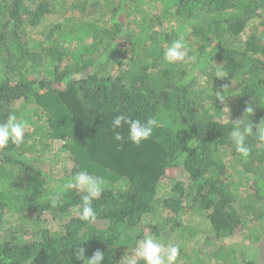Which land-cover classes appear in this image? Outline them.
I'll use <instances>...</instances> for the list:
<instances>
[{
	"label": "trees",
	"instance_id": "trees-1",
	"mask_svg": "<svg viewBox=\"0 0 264 264\" xmlns=\"http://www.w3.org/2000/svg\"><path fill=\"white\" fill-rule=\"evenodd\" d=\"M181 35L191 59L169 64ZM248 107L264 120V0H0V122L28 125L0 149V264H84L79 248L124 264L145 233L194 237L196 215L215 248L184 264H264V143L247 137L245 159L229 135ZM121 114L160 126L137 146L123 125L117 141ZM56 141L71 162L57 175ZM82 169L105 181L104 227L79 218L75 189L50 203ZM244 233L241 250L229 240Z\"/></svg>",
	"mask_w": 264,
	"mask_h": 264
},
{
	"label": "clouds",
	"instance_id": "clouds-1",
	"mask_svg": "<svg viewBox=\"0 0 264 264\" xmlns=\"http://www.w3.org/2000/svg\"><path fill=\"white\" fill-rule=\"evenodd\" d=\"M189 51L185 37L181 35L164 50L163 58L169 64H176L191 59ZM215 76L225 77L220 71H217ZM184 83H187V80ZM218 97L221 101L225 99L222 95H218ZM252 112L253 108L248 107L243 117L233 120L232 130L229 133L236 152L245 159L251 154V148L246 144L247 137L254 136L259 142L264 143V120H261L258 124L254 123L250 118ZM123 125L128 126V139L139 146L143 141L151 138L154 129L160 126V122L155 116L141 121L123 114L117 115L112 122L114 139L117 141L124 140V135L115 131ZM27 128L28 125L25 120L18 119L15 114H10L4 122H0V149L6 148L10 143L17 147L24 144ZM72 189L81 194L82 207L79 209V218L89 223L95 222L97 211L93 207V201L99 199L105 190L104 179L87 170L82 169L76 172L71 179L62 184H56L55 193L50 200L52 206H60L64 195ZM180 253L181 249L178 245H166L153 235L145 233L142 238L136 241L133 254L128 255L126 259L124 256L123 260L124 264H140L141 260L144 264H176ZM76 256L78 259L83 260L84 264H101L104 258V254L99 250L91 258H88L85 256L83 248H79Z\"/></svg>",
	"mask_w": 264,
	"mask_h": 264
},
{
	"label": "rangeland",
	"instance_id": "rangeland-1",
	"mask_svg": "<svg viewBox=\"0 0 264 264\" xmlns=\"http://www.w3.org/2000/svg\"><path fill=\"white\" fill-rule=\"evenodd\" d=\"M64 16H65V10L56 9L55 13L52 14V16L50 18H51V21H56L59 18L62 20ZM249 32L250 31H248V33ZM240 37L242 39H246L247 34H242ZM60 144H61L60 141L54 142V145L56 146L54 150L58 151L57 153L59 154V158H57L58 163L55 164V167H54L55 173L58 170H61V169L64 170L65 168H68L71 166V162H70L68 153L66 151L65 152H59V150L61 148ZM57 173L55 175H57ZM54 179H56V177H54ZM172 182H173L172 178H166L163 181V188H162L163 191L165 189H168L171 186ZM56 184H57V181H53L51 183V185H53V186H56ZM45 218H49V220H51V222L53 221V218H51V216L49 214H47V216H45ZM191 221H192L191 222L192 225L198 229V233L194 237H191L189 239H181V236L179 235V232L177 229L172 230L170 235H168V236H161V238L156 237L160 241H163L166 245H178L180 248L182 247L180 256L178 257V260H180V262H178V260H177L176 264H184L185 262H191L195 259V253L210 251V250H213L215 248V246L210 245L213 242L209 239L210 235L207 234L209 225L206 224L204 219L200 215H196V216L191 218ZM93 223H95V225H98L99 227L105 226V222L103 223L100 221H95ZM229 241L236 244L238 249L243 250L252 244V237L249 233H244L240 236H237L235 238L230 239ZM255 246L257 247L256 244L254 245V247ZM183 250H186L188 258L186 256L183 257V252H182ZM257 257H260L259 260L262 261L263 257H264V253L261 252L260 250H258L257 251Z\"/></svg>",
	"mask_w": 264,
	"mask_h": 264
}]
</instances>
